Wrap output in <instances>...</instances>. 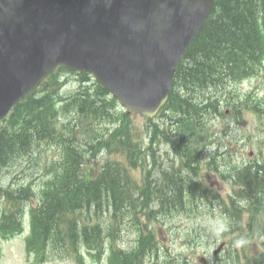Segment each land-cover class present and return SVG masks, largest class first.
I'll return each instance as SVG.
<instances>
[{
  "label": "water",
  "instance_id": "95a60500",
  "mask_svg": "<svg viewBox=\"0 0 264 264\" xmlns=\"http://www.w3.org/2000/svg\"><path fill=\"white\" fill-rule=\"evenodd\" d=\"M212 0H0V119L57 65L153 116Z\"/></svg>",
  "mask_w": 264,
  "mask_h": 264
},
{
  "label": "rangeland",
  "instance_id": "374dc122",
  "mask_svg": "<svg viewBox=\"0 0 264 264\" xmlns=\"http://www.w3.org/2000/svg\"><path fill=\"white\" fill-rule=\"evenodd\" d=\"M261 55H264V49L261 51ZM251 70V68L249 69ZM248 70V71H249ZM67 82L63 85V94L65 97L72 96L80 89L78 88V81L76 76L69 75ZM234 78V77H233ZM232 77L219 78L216 83L203 82L207 92L200 93L197 101H201L203 98L207 100L196 111V120L201 122L203 126H207L209 133L207 134V140L211 143L220 145L218 150H222L233 141V151L227 156L232 159L225 160L222 156H219L212 162V164H218L221 168L220 172H217V176L221 182V188L226 189L225 186L229 178L225 177V174L230 172L233 164L239 166L246 165L250 162H255L257 158L264 159L262 155L264 153V111H255L253 109L245 110L243 117L240 116L238 109L241 102H258L264 106V67L250 78H246L242 81L233 79ZM254 92L255 97H251ZM211 102V103H210ZM213 104V108L209 105ZM219 110L215 111L216 107ZM229 109L227 114L223 111ZM230 115V116H228ZM101 122H106V119L100 118ZM79 116L76 110L69 112V115H63L60 124H58V130L64 131V134H68L67 128H73V124H79ZM86 126H82L81 129L67 135V137H76L74 143L81 145L84 151V157L87 170L91 171L93 175H97L100 168H98L102 162L106 159L105 156L100 155L93 164V153L96 151L89 145L90 135L93 130L95 133L102 131L106 124L101 122H90ZM130 135L134 136L137 140V144L142 145V154L149 159V166L153 164V161L157 166H163L171 161V153H168L166 147H164V137L162 133H152L151 130L146 129L149 123L146 119L139 115L131 116ZM66 125V129L64 126ZM110 126V125H109ZM194 139L195 147L201 145L198 140L199 134H191ZM29 137L26 139L28 140ZM202 144L200 147H203ZM35 149L26 150L22 149L23 146L16 148V152L11 154L10 160L4 169V164L0 163L1 182H7L11 176L16 178V181L27 185L30 183L34 189L35 195L40 197V188L44 185V181L52 174H48V171L53 168L54 162H58L62 158L63 145L58 142H53L50 138L44 141H40L39 144H35ZM211 148V146H210ZM205 149H208L205 147ZM215 150L213 153H215ZM104 151L103 153H105ZM212 153V152H211ZM106 154V153H105ZM108 158L120 159L121 155L110 154ZM263 156V157H262ZM9 157V155H5ZM179 160L176 163L180 165L186 164V161L195 160V155L190 150L179 151ZM212 159V158H211ZM209 160V162L211 161ZM94 167V168H93ZM159 167V168H160ZM204 173L208 170V162L203 161ZM10 171V172H9ZM146 173L135 171L134 176L141 185ZM157 177V175H154ZM153 177V176H152ZM231 177L230 179L234 178ZM218 179V178H216ZM225 179V180H224ZM212 181L215 177L211 178ZM225 183V184H224ZM157 185L153 183L152 186ZM149 187H143L142 192L146 193ZM168 194L176 195L177 193L169 186H166ZM139 195V194H137ZM101 195L99 198H103ZM35 198H37L35 196ZM31 199V197H30ZM3 200V199H2ZM4 201V207H8L9 202ZM183 201V200H182ZM29 200L25 202L27 206ZM184 208L179 212L173 206V203L165 201L163 203L159 201H153L148 203V206L144 208L147 214L142 212L134 214L130 209L121 207L117 211L116 216L110 217V211L105 203L104 210L96 212L92 211L93 216H89V221H100L104 225V221L107 222L106 230H110L115 227V236L117 237V246L120 245L123 249H129L134 244V239L138 236L140 230L149 233H153L158 243L161 245L159 249L158 257H155V264H202L199 261L200 256H207V251L212 249V244L207 243L214 239L220 240L221 237L216 235L217 229L205 230L203 226L209 224H218L216 219L197 218L190 217L191 211H189L190 205L186 202L183 203ZM1 211V210H0ZM189 211V212H188ZM86 213V212H85ZM13 217V216H12ZM7 217L5 221L13 223V218ZM128 219H132L128 222L127 228L124 230L123 224L119 225L115 223V220H121L123 222ZM114 222V223H113ZM113 223V224H112ZM236 226L241 229V233H246L237 239L232 232L226 233L223 236L225 241L233 239L234 241H240L237 247L231 248V254L220 255L219 258L209 256L211 261L208 264H258V254L263 247L262 231L257 230L254 227L252 217L248 212H243L241 218L237 221ZM134 229L136 231H134ZM108 237V236H107ZM105 237V251L101 254L102 260L97 261V258H93L88 255L86 249L84 250L85 260L87 264H108L107 256L111 250L109 245L115 242V238ZM235 237V238H234ZM23 236H18L2 243L3 256L0 259V264H27L24 258V252L22 250ZM72 250H69L63 245H58L55 248H47L44 253L42 261L39 260L37 264H75V259L72 257ZM174 257L178 258L175 261ZM146 259H150V263L154 261V256L149 253ZM221 260V261H220Z\"/></svg>",
  "mask_w": 264,
  "mask_h": 264
},
{
  "label": "trees",
  "instance_id": "16d2710c",
  "mask_svg": "<svg viewBox=\"0 0 264 264\" xmlns=\"http://www.w3.org/2000/svg\"><path fill=\"white\" fill-rule=\"evenodd\" d=\"M261 12L262 16L260 15ZM260 20H262V25L264 26V0H220L217 10L215 9L212 13L201 36L190 47L192 53L189 60L194 64V67L189 68L182 63L179 68L174 85L175 93H172L171 98L173 107H176L178 102L179 105L184 102L186 104L184 108L186 112L184 114L194 115L199 104L186 99L187 97L184 95H178L177 92L181 88H185L190 93L196 92L198 89L204 90L203 82L205 81L212 84L216 83L219 78H222L218 69H224L226 75L230 74L225 66L226 63L233 65L242 76H245L243 72L247 71L249 65H252L253 62L250 55V51H252L250 43L255 44L254 48H257L258 51H260V48H264L263 38L260 34L259 41H257L259 27L261 26ZM229 45L234 48L240 47L241 55L227 52L222 54L223 59L216 56L218 50H225ZM253 53V59H256L257 56L254 50ZM221 60L223 62H219ZM57 71L50 75L39 89L21 100L2 121L0 125V163H3L4 160L11 163L10 156L14 154V150L17 148L16 145L21 144L23 141V135L29 136L27 140L28 148H31L36 140L42 138L54 139L55 137L56 140L59 139L61 141L72 138L65 136L75 132L73 128L64 126V129H68V134L65 135L64 131L58 130L57 127L60 120V112L66 111L69 106H72L81 115L78 122L79 125L74 126L77 129L83 125H89L90 123L87 120L94 121L98 117L107 119L111 123H121L120 127L109 134L100 133L99 138L102 146L99 149L103 147L115 148V146H121L131 141L130 135H125L124 138L121 137L123 132L130 131V126L132 125L130 117L123 111L115 109L116 112L112 111V108H115L116 105L115 99L96 80L92 79L87 72H76L80 89L69 102L65 101L61 105L60 102L64 98L55 97V93L58 95L60 85H62ZM235 74L231 75V77L238 76L237 73ZM197 84L198 86L194 87ZM88 128L90 129V127ZM91 131L94 133L93 130ZM120 133L122 134L118 138ZM105 136L107 139H104ZM73 140H76V137ZM66 147L67 144H65ZM65 148V156H71L73 160L64 166L63 171L59 175L48 180L45 186L42 187L46 201H44V217L41 216L38 219V223L45 229L50 227L48 225L49 222L56 228L54 224L57 225L59 223L57 216H64L72 205V203L64 201H72L73 195L76 194L71 189L74 187H67L65 195L63 198L61 197L64 200L62 203L56 206L48 204L51 199L56 197L52 196L55 186L65 184L75 175L76 170L79 168L80 159H78V153L81 151H77L72 147H68L65 151ZM5 155H9V157H5ZM108 187L114 194L122 189V186L112 179H108L107 183L101 188L106 189ZM30 189L31 187L29 186L27 193H30ZM9 196L15 198L11 192H9Z\"/></svg>",
  "mask_w": 264,
  "mask_h": 264
}]
</instances>
